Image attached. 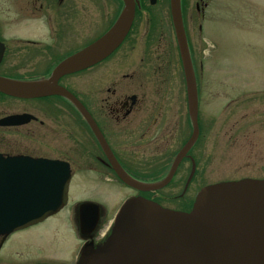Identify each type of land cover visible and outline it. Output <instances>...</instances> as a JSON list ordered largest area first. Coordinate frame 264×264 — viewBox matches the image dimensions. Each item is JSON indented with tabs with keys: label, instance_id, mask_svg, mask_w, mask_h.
<instances>
[{
	"label": "flooded vegetation",
	"instance_id": "obj_1",
	"mask_svg": "<svg viewBox=\"0 0 264 264\" xmlns=\"http://www.w3.org/2000/svg\"><path fill=\"white\" fill-rule=\"evenodd\" d=\"M132 2V24L117 49L91 67L57 79V86L73 100L62 95L0 92V180L33 178L35 160L60 163L69 177L67 203L58 213L10 235H0V264H80L87 252L105 244L116 213L128 200L141 198L163 209L188 213L199 192L217 184L205 182L210 176L212 121L203 102L211 86L205 77L206 58L196 45L201 36L193 34L195 16L204 21L209 0H180L197 91L195 143L178 162L170 182L156 191L129 187L114 167L139 183L160 182L193 134L171 0ZM124 10L125 0H0V78L21 84L48 80L61 62L106 34ZM197 29L201 34L202 25ZM218 85L224 88L222 80ZM237 99L241 106L242 97ZM230 113L234 118L224 122L223 117L221 122L223 127L231 125L224 134L228 144L240 149L248 146L253 157L259 156L262 113L258 109ZM239 179L264 177L243 175L221 182ZM165 190L175 191V197L165 196ZM113 195L117 199L110 204ZM68 208L73 209L74 225L65 233L72 247H67L64 237L46 241L47 246L40 243V237L35 242L25 237ZM14 239L24 245L16 242L15 248L5 252ZM21 248L25 250L22 258Z\"/></svg>",
	"mask_w": 264,
	"mask_h": 264
},
{
	"label": "water",
	"instance_id": "obj_2",
	"mask_svg": "<svg viewBox=\"0 0 264 264\" xmlns=\"http://www.w3.org/2000/svg\"><path fill=\"white\" fill-rule=\"evenodd\" d=\"M171 15L186 79L193 134L168 176L160 182H136L114 165L120 179L141 192L166 186L198 136L195 75L180 0H171ZM133 16V2L125 0V10L114 26L93 44L61 62L48 80L21 84L0 78V92L30 97L62 95L73 100L57 86V79L89 68L113 53L127 35ZM68 179L62 164L35 160L33 178L0 180V235H10L58 213L67 203ZM88 253L80 264H264V180L207 186L199 192L188 213L163 209L141 198L130 199L116 215L105 244Z\"/></svg>",
	"mask_w": 264,
	"mask_h": 264
},
{
	"label": "rangeland",
	"instance_id": "obj_3",
	"mask_svg": "<svg viewBox=\"0 0 264 264\" xmlns=\"http://www.w3.org/2000/svg\"><path fill=\"white\" fill-rule=\"evenodd\" d=\"M208 4L204 21L195 16L193 27L195 38L201 36L199 37L201 43L195 41L202 51V56L206 58L205 77L209 78L211 86L209 97H205L203 102V108L208 110L212 121L208 146L210 176L205 182L219 183L243 175L262 178L264 177V132L261 145L260 143L257 145L258 152H262L259 156L253 157L248 146L240 149L236 147L237 145L228 144L224 134L231 125L223 127L221 122L223 117H225L224 122L232 120L234 116L228 115H234L230 113L234 109L243 111L258 109V112L262 113L259 117L264 118V0H209ZM200 24L201 34L197 29ZM219 80L224 82V88L219 87ZM238 97L243 99L241 106H237ZM228 103L230 106L226 108ZM225 108L226 110H223ZM224 154L228 159L224 160ZM251 180L260 181V179ZM176 191L180 193L181 188ZM174 192L165 190L162 193L165 196L173 194L172 196L175 197ZM193 195L195 198L196 187L193 188ZM72 196L75 201L77 197L75 188ZM116 199V195H113L111 199L109 198V203L113 204ZM165 206L169 205L165 204ZM72 215L73 209L68 208L58 217L24 235L31 237L33 242L39 241L35 238L40 237V243L44 246L49 245L48 240L58 241L64 237L67 240V247H70V238L65 232L74 225ZM16 242L18 245L23 244L19 243L18 239H14L7 245L5 252L12 247L15 248ZM23 248L19 251L21 258L25 257Z\"/></svg>",
	"mask_w": 264,
	"mask_h": 264
}]
</instances>
